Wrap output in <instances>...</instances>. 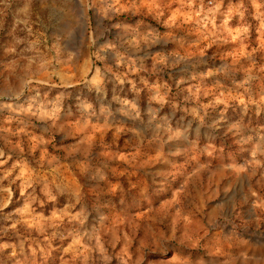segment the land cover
Listing matches in <instances>:
<instances>
[{"label": "rangeland", "instance_id": "1", "mask_svg": "<svg viewBox=\"0 0 264 264\" xmlns=\"http://www.w3.org/2000/svg\"><path fill=\"white\" fill-rule=\"evenodd\" d=\"M0 264H264V0H0Z\"/></svg>", "mask_w": 264, "mask_h": 264}]
</instances>
